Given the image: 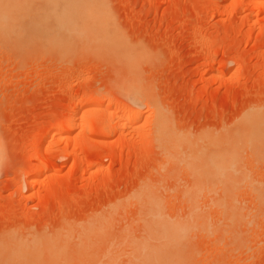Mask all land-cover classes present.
I'll list each match as a JSON object with an SVG mask.
<instances>
[{
	"label": "rangeland",
	"instance_id": "obj_1",
	"mask_svg": "<svg viewBox=\"0 0 264 264\" xmlns=\"http://www.w3.org/2000/svg\"><path fill=\"white\" fill-rule=\"evenodd\" d=\"M2 1L7 18L54 29L68 0ZM99 1L101 18H76L89 41L0 42V264H144L133 256L155 239L148 197L184 220L204 161L230 144L232 181L210 187L203 172L193 197L210 227L162 264H264V10L257 0ZM127 110L140 113L121 125ZM156 113L184 140L176 150L156 142ZM58 127L70 129L50 142Z\"/></svg>",
	"mask_w": 264,
	"mask_h": 264
},
{
	"label": "bare ground",
	"instance_id": "obj_2",
	"mask_svg": "<svg viewBox=\"0 0 264 264\" xmlns=\"http://www.w3.org/2000/svg\"><path fill=\"white\" fill-rule=\"evenodd\" d=\"M2 1V0H1ZM50 1H52V0H50ZM54 1V0H53ZM52 1V2H53ZM76 1H79V3L78 2H76ZM75 2H73L72 0H68L67 1V3L66 4H64L63 5V3L62 2H60V3H62V5L59 3V5H61L60 7V11H57V12H59V14L57 15V12H56V15H57V17L55 18V16H54V18H52V20H53V23H52V25L51 26H53V28L54 29H51L50 27H49V25H48V27H49V30L51 29V31L50 32H48V27H47V25L43 22V21H38V22H35V20L37 21L38 19H42V18H36L35 20H33L34 21V23L32 24V22H28V25H27V27H25L26 25H25V23H24V25H23V23L22 22H24L22 19H26V18H7L6 17V14L8 15V12H6V10L9 8V7H11V5H8V4H6V3H4L3 1V3H2V5H0V42L1 41H6V42H10L11 40H12V42L13 41H20V43L22 44L23 42H21V41H23V40H25L26 41V38L24 39L23 37H25V36H28L27 38H30V39H32V38H39V39H42L43 41L45 40V41H48V43H49V41H50V44H52V43H59V42H61L62 43V41L61 40H68V41H71V40H73V41H71V42H73L75 45H76V43H77V45H79V43H78V41L77 42H74V40L75 39H83L84 37H86V38H89L88 39V41L91 39V34H90V32L88 31V29H86L85 27H83L82 25H80L79 24V22H78V20L76 19V18H96V16H98V17H100L101 18V13L102 12H100V8L102 7V6H100V5H96V4H99L101 1H99V0H97V1H95V3H93L94 1H90V2H92V5L93 6H91V5H89L90 3H89V1H88V4H86V3H83V4H85V5H87V7H85V6H83V8H82V2L80 1V0H76ZM5 2H6V0H5ZM57 2V1H56ZM81 2V3H80ZM8 3V2H7ZM10 3H11V1H10ZM49 3H51V2H49ZM54 3V2H53ZM102 3V2H101ZM79 4H82V5H79ZM95 4V5H94ZM104 3H102V5H103ZM55 5V4H54ZM16 6V5H15ZM52 6H53V4H52ZM58 6V5H57ZM55 7H56V5L54 6V9H55ZM256 7L258 8V9H260V10H264V0H257L256 1ZM50 8L51 7H49V10H50ZM11 9L13 10V8L11 7ZM52 9V8H51ZM102 9V8H101ZM16 10V9H15ZM104 11H105V9H104ZM104 11H103V13H104ZM9 12H11V11H9ZM14 12V11H13ZM51 12V11H50ZM53 12V11H52ZM12 13V12H11ZM102 13V14H103ZM54 14V13H53ZM100 14V15H99ZM105 14H106V11H105ZM104 14V15H105ZM2 16L3 17H5V18H2ZM10 16V15H9ZM106 17H107V15H106ZM104 18V17H103ZM47 19H49V18H47ZM22 20V21H21ZM84 21V20H83ZM21 22V23H20ZM85 23V22H84ZM23 26V27H22ZM24 28L23 30L21 29V28ZM52 32V33H51ZM26 34V35H25ZM30 35V36H29ZM32 35V36H31ZM20 38H22V39H20ZM20 39V40H19ZM70 39V40H69ZM29 40V39H28ZM33 40V39H32ZM42 40L39 42V44L42 42ZM24 41V42H25ZM67 41V42H68ZM76 41V40H75ZM27 42V41H26ZM25 42V43H26ZM35 42V41H34ZM14 43H16V42H14ZM17 43H19V42H17ZM36 43H37V41H36ZM47 43V42H46ZM47 43V44H48ZM57 43V44H58ZM64 43V42H63ZM62 43V44H63ZM66 43V42H65ZM64 43V44H65ZM81 43H84V41H81ZM21 44H19V45H21ZM42 44H44V43H42ZM63 44V45H64ZM11 45V44H10ZM15 45H18V44H15ZM56 45V44H55ZM68 44H66V46L65 47H68L67 46ZM81 45V44H80ZM45 46H47V45H45ZM51 46V45H50ZM54 46V45H53ZM58 46V45H57ZM60 46V45H59ZM72 46H73V44H72ZM82 46V45H81ZM81 46H79V47H81ZM83 46H84V44H83ZM49 47V46H48ZM56 47V46H55ZM131 88V87H130ZM129 88V86H128V89H130ZM133 91H135V90H133ZM129 94V98L128 99H131V101H137V99H141V97L139 96L140 94L137 92H131V93H128ZM92 105V104H91ZM107 105H109V103L107 102ZM107 105L106 104H104V102H103V104H100V105H98V107H100V108H104V107H107ZM97 106V105H96ZM117 106V105H116ZM93 107V106H92ZM115 108V107H114ZM156 108V107H155ZM96 109V108H95ZM116 109H118V108H115V111L117 112L118 110H116ZM124 109V108H123ZM93 111V110H92ZM114 111V110H113ZM119 111H120V108H119ZM129 111H131V110H129ZM159 111V110H158ZM157 111V113H159L160 114V112H158ZM122 112V111H121ZM120 112V113H121ZM127 113H125L123 116L121 115V117H119L120 118V120H118V121H120V124L121 125H124V124H126V123H128V122H130V121H132V123H133V121H136L135 119H137L138 118V114L140 113L138 110L137 111H134V112H128V110L126 111ZM157 113H156V117L155 118H158V116H159V114L157 115ZM153 114H154V112H153ZM120 115V114H119ZM142 115V114H141ZM147 115V114H146ZM254 115V114H253ZM155 116V115H154ZM164 116V115H163ZM255 116V115H254ZM81 117V116H80ZM113 117V116H112ZM83 120L82 121H84V117L82 116L81 117ZM85 118H86V116H85ZM87 119H88V117H87ZM160 119H162V116H160V118H158L157 119V121H159ZM156 120V119H155ZM85 121H86V119H85ZM167 121V120H166ZM253 121V120H252ZM166 122L165 121H163V120H160L159 122H158V124H157V126L155 127L156 128V130H155V133H156V137H157V143L158 144H160V146H162L163 145V147H166L167 149H170V150H176V148L178 147V145L180 144V142H182V140H180L181 139V137H179V138H177V137H175L172 133H171V131L169 130V128H168V125H166L165 124ZM245 124V126H247L246 124H248L249 125V123L250 122H244ZM85 124V123H84ZM83 123H82V125H84ZM242 124V123H241ZM87 125H88V123H87ZM252 125V124H251ZM86 126V125H85ZM154 126H155V124H154ZM254 126V125H253ZM109 127V126H108ZM240 127V126H239ZM250 127H252V126H250ZM69 127H67L66 128V130L68 129ZM87 128H88V126H87ZM90 128V127H89ZM110 128V127H109ZM249 128V127H248ZM253 128V127H252ZM255 128H256V126H255ZM55 129V128H54ZM64 128H59L58 127V129H56V130H54L53 131V133L51 134V137H50V142H52L57 136H59L63 131H66V130H63ZM70 129V128H69ZM72 129V128H71ZM84 129H85V127H84ZM84 129H82V130H84ZM94 129V128H93ZM97 129V128H96ZM106 129V128H105ZM104 129V130H105ZM247 129V128H246ZM63 130V131H62ZM73 130H74V128H73ZM88 130V129H87ZM89 130H92L91 128L89 129ZM88 130V131H89ZM103 130V131H104ZM107 130V129H106ZM249 130V129H248ZM251 130V129H250ZM89 132H91V131H89ZM239 132V131H238ZM250 132V131H249ZM253 132H254V129H253ZM253 132H250V133H253ZM246 133H248V132H246ZM255 133H256V131H255ZM255 133H253L254 135H257L258 136V133L257 134H255ZM154 134V133H153ZM243 136H247L246 134L245 135H243ZM257 136H255V137H257ZM248 137V136H247ZM246 137V138H247ZM251 137V136H250ZM244 138V137H243ZM233 139H234V137H233ZM249 139H252V138H249ZM254 139V138H253ZM230 140V139H229ZM243 140V139H242ZM242 140H241V143H242ZM159 141V142H158ZM184 141V140H183ZM219 141V140H218ZM214 142V141H213ZM235 142H236V140H235ZM247 142V141H246ZM256 142H258V141H256ZM233 143V142H232ZM238 143V142H237ZM162 144V145H161ZM240 144V143H239ZM245 144V143H244ZM247 144V143H246ZM213 145V144H212ZM231 145V144H230ZM229 145V148H227L226 150V152L225 153H222L223 151H221V154H218L219 152H217V154H212V155H214V156H210L209 155V157H207L206 158V160L204 161V159H203V161H204V164H203V167H204V171L203 172H205V175L208 177H206V179H209L210 180V182H209V180H206V182L207 183H209L210 184V187H221V185H227L228 183H230V181H232V179L231 180H229V177H228V171H231V169H230V165L231 164H233V158L234 157H237L236 155L237 154H235V156L233 157V155H234V152L235 151H233V148H230L232 145L235 147V144H232L231 146ZM243 145V144H242ZM248 145V144H247ZM249 145H250V143H249ZM232 146V147H233ZM245 146V145H244ZM238 147H239V145H238ZM242 147V146H241ZM240 147V148H241ZM246 147V146H245ZM179 148V147H178ZM217 148V147H216ZM248 148V147H247ZM167 149H166V151H167ZM243 149V148H242ZM247 150V149H246ZM169 151V150H168ZM174 152H176V151H174ZM237 152V151H236ZM239 152V151H238ZM248 152H249V148H248ZM252 152V151H251ZM174 154V153H173ZM72 155H74V154H72ZM165 155V154H164ZM206 155V154H205ZM167 156V155H166ZM239 156V155H238ZM197 157V156H196ZM196 157H193L192 156V158L191 157H189V159L187 158V160L189 161V162H193V161H195L197 158ZM200 157V156H199ZM202 157V156H201ZM198 158V160L200 159V161H202L201 159L204 157H202V158ZM72 158V157H71ZM167 158H169V155L167 156ZM166 158V159H167ZM174 158V157H173ZM205 158V157H204ZM238 158V157H237ZM40 159V158H39ZM170 160V159H169ZM187 161V162H188ZM232 161V162H231ZM186 163V162H185ZM194 164H195V162H193ZM188 164V163H187ZM232 166V165H231ZM235 165H233V167H234ZM189 168H191L190 170H192V171H190L191 173L193 172V174L195 175V176H197L199 173L197 172L198 171V169L195 167V166H193V165H191V164H189V166H188ZM193 167V168H192ZM194 167H195V169H194ZM200 167V166H199ZM201 168V167H200ZM233 169V168H232ZM238 170H239V168H238ZM201 171L202 170H200V176L198 177V178H196L195 177V183H194V185H192V189H190V192H191V190H192V194L189 196V197H191V196H193V197H196V196H198L199 194H200V192H201V190H202V184L203 185H205V184H207L206 182H205V184H204V180H205V178H204V180L202 179V177H203V172L201 173ZM233 171H235V169L233 170ZM232 171V172H233ZM237 172V171H236ZM198 173V174H197ZM197 174V175H196ZM235 174V173H234ZM232 175V174H231ZM202 176V177H201ZM200 177H201V179H200ZM242 179H244V178H242ZM236 180V179H235ZM202 181V182H201ZM237 181V180H236ZM238 181H240V179L238 180ZM246 181V180H245ZM235 182V181H234ZM232 183V182H231ZM241 183V182H240ZM243 183H244V181L242 182V185H243ZM248 184H249V182H247ZM208 184V185H209ZM230 185H233V183L232 184H230ZM236 185H237V183H236ZM246 185V184H245ZM250 185V184H249ZM252 185H254V184H252ZM256 185H258V184H256ZM256 185H254V187L256 186ZM262 185H264V184H262ZM240 186H241V184H240ZM247 186V185H246ZM209 187V188H210ZM215 187V188H216ZM218 187H217V189H218ZM223 187V186H222ZM229 187V186H228ZM227 187V188H228ZM232 187V186H231ZM235 187V186H234ZM233 187V188H234ZM237 187V186H236ZM235 187V188H236ZM248 187H251V186H248ZM253 186H252V188H254ZM259 187V186H258ZM264 187V186H263ZM208 188V187H207ZM208 188V189H209ZM214 188V189H215ZM252 188H251V190H252ZM261 188V187H260ZM259 188V189H260ZM220 189V188H219ZM238 189V188H237ZM204 190V189H203ZM250 190V189H249ZM255 190H257V188L255 189ZM263 190H264V188H263ZM222 191V190H221ZM228 191V190H227ZM260 191H261V189H260ZM259 191V192H260ZM147 192H148V190H147ZM150 192H152V191H150ZM231 192V191H230ZM256 191H252V193H255ZM258 192V193H259ZM263 192V191H262ZM261 192V194L262 195H260V197H259V195H258V193L256 194V195H258L257 197V199H258V202H261V204H263L264 205V194ZM204 193H205V191H204ZM225 193H227V192H225ZM224 193V194H225ZM187 194V193H186ZM211 194V193H210ZM223 194V195H224ZM260 194V193H259ZM152 195V194H151ZM144 196H145V194H144ZM149 196V195H148ZM148 196H146V197H148ZM225 196V195H224ZM193 197L191 198V200H190V204H191V208L189 209L190 211H189V213H188V215H187V217L183 220H174V219H172V217H165L164 215H163V213L161 212V210H159V208H158V206H157V204L155 203V201H154V203L153 202H151V198L150 197H148L149 199H150V202H148V208H149V210H147V211H149V213H147L148 214V221H147V228H148V230H149V232L152 234V235H154V240L152 241V242H147V241H143V242H140L139 244H137L136 246H135V253H136V255L135 256H133L135 259H139V260H141L144 264L145 263H147V264H159V263H161L162 264V261H164L165 262V260L164 259H166V258H168V257H170V259H172V257H174V258H176L177 259V257H178V252H179V248L182 246V245H185V243L188 241V240H190L192 237H193V235H195L196 234V232H205V231H207L206 229L208 228V227H210V225H208L207 224V222H206V220L204 219V217H202L198 212H197V210L195 209L197 206H195L194 204H195V198H194V200H193ZM200 197H201V195H200ZM199 197V198H200ZM203 197V196H202ZM206 197V196H205ZM211 197V196H210ZM217 197V196H216ZM256 197V196H255ZM140 198V197H139ZM138 198V199H139ZM188 198V197H187ZM198 198V199H199ZM145 199V198H144ZM189 199V198H188ZM196 199H197V197H196ZM133 200V199H132ZM141 200V199H140ZM127 201V200H126ZM139 201V200H138ZM144 201V200H143ZM146 201V200H145ZM141 202V201H140ZM157 202V201H156ZM139 203V202H138ZM143 204H144V202H143ZM160 204V203H159ZM195 206V207H194ZM147 208V209H148ZM199 209V208H198ZM226 212V211H225ZM227 213V212H226ZM225 213V214H226ZM230 213V212H229ZM146 214V215H147ZM223 214H224V212H223ZM223 214H221V215H223ZM234 215H235V213H231L227 218H226V220H230V221H233L234 220ZM220 216V215H219ZM231 218L233 219V220H231ZM224 219V218H223ZM143 220V219H142ZM225 221V220H224ZM235 221V220H234ZM229 223V222H228ZM231 223H233V222H231ZM145 224V223H144ZM232 227V226H231ZM148 234V233H147ZM150 235V234H149ZM149 237H151V236H149ZM153 237V236H152ZM31 244V243H30ZM126 244V243H125ZM21 245V244H20ZM132 245H134V244H132ZM24 247V246H23ZM133 248V247H132ZM23 250V249H22ZM28 250H30V249H28ZM131 250V249H130ZM18 251H21V249H19ZM134 252V251H133ZM17 253V254H16ZM23 253V252H22ZM131 253V252H130ZM21 254V252L20 253H18V252H13V256L14 257H19V255ZM31 254V253H30ZM22 255V254H21ZM20 255V256H21ZM27 255V254H26ZM29 256V255H28ZM128 256V255H127ZM27 257V256H26ZM21 258V257H20ZM23 259V258H22ZM169 259V260H170ZM13 260V259H12ZM18 260V259H17ZM133 261H134V259H132ZM168 259H166V261H167ZM171 261V260H170ZM136 262H137V260H136ZM175 262V261H174ZM177 262V261H176ZM175 262V264H177ZM140 263V262H139ZM168 263V262H167ZM169 263H171V262H169ZM136 264V263H135ZM164 264V263H163ZM171 264H174L173 262L171 263Z\"/></svg>",
	"mask_w": 264,
	"mask_h": 264
}]
</instances>
